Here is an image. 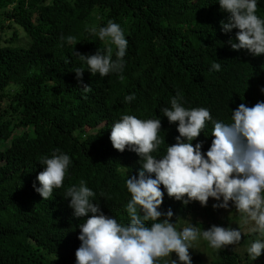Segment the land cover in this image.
Returning <instances> with one entry per match:
<instances>
[{"label":"trees","instance_id":"obj_1","mask_svg":"<svg viewBox=\"0 0 264 264\" xmlns=\"http://www.w3.org/2000/svg\"><path fill=\"white\" fill-rule=\"evenodd\" d=\"M257 15L264 18V5ZM227 17L218 0H0V264H75L79 227L86 218L74 216L64 193L81 180L102 201L108 216L129 222L126 205L131 194L113 185L112 167L98 156L112 146L111 127L123 115L142 119L139 113L154 114L159 99L158 108L178 93L184 107L204 104L213 118L223 119L240 103L264 101V54L231 49L228 41L238 42L237 29L222 31L220 22ZM109 21L120 24L128 41L124 69L93 76L76 51L91 55L116 48L89 31ZM70 36L76 45L67 42ZM214 62L221 65L219 71L212 70ZM77 68L85 69L83 83ZM84 84L91 91L85 92ZM132 94L135 99L126 102ZM169 133L161 135L163 149L172 144ZM126 149L130 167L140 169L144 160ZM56 150L72 163L64 187L43 199L35 190L45 167L39 161ZM90 157L97 172L78 168L90 164ZM161 189L160 211L187 212L197 226L196 215L205 227L231 221L232 228L242 232L239 246L229 245L215 256H200L205 249L194 243L189 249L192 264H264V254L252 260L247 252L258 237L243 233L253 225L213 207L222 197H210L206 206L199 201L184 204L169 197L163 185ZM173 259L178 260L176 254Z\"/></svg>","mask_w":264,"mask_h":264},{"label":"clouds","instance_id":"obj_2","mask_svg":"<svg viewBox=\"0 0 264 264\" xmlns=\"http://www.w3.org/2000/svg\"><path fill=\"white\" fill-rule=\"evenodd\" d=\"M218 4L228 13L227 22H220L222 31L237 29L235 40L238 42H232V38L228 41L231 49H244L253 56L264 54V18L257 15V9L264 4L260 0H218ZM89 31L116 47L91 55L76 51L87 63L90 73L101 77L112 72L122 73L128 41L120 24L109 21L98 31L96 28ZM67 42L76 45L78 41L70 36ZM220 68L219 63L212 64V70ZM84 70H75L81 83ZM119 78L124 80L123 75ZM82 88L85 92L91 91L89 84ZM210 93L211 88L204 91L203 96L209 97ZM172 97L158 108L159 99L154 114L139 113L143 120L123 115L111 127L112 146L98 151L101 163L112 167L113 185L131 194L126 205L128 223L108 216L102 209V201L94 197L96 194L85 181L81 180L79 186L67 187L64 196L70 197L69 206L74 216L86 218L79 227L81 244L75 251V264H161V261L192 264L189 249L200 238L216 251L243 241L241 230L232 228L231 221L206 229L203 219L196 216L194 220L200 222V226L191 220L176 227L171 219L173 211L170 208L167 212L159 210L164 199L161 185L169 197L184 204L199 201L206 206L210 197L216 201L222 197L221 203L213 204L214 208H225L231 215L242 218L244 224L253 225L243 233V236L255 234L258 237L247 248L250 258L256 260L264 254V101L252 106L240 103L223 119L213 118L207 105L186 108L180 103L179 93ZM134 99L135 94L125 97L126 102ZM166 133L172 144L163 149L161 135ZM126 148L144 160L140 169L130 167ZM88 161L91 163L78 168L97 172L91 157ZM39 162L45 167L37 175L40 187L35 190L43 199H49L53 189L64 187L72 161L67 154L56 150L51 158L42 157ZM99 167L102 168L101 164ZM124 196L126 204L128 197ZM236 249L242 253L241 249ZM175 254L178 260L173 259Z\"/></svg>","mask_w":264,"mask_h":264},{"label":"rangeland","instance_id":"obj_3","mask_svg":"<svg viewBox=\"0 0 264 264\" xmlns=\"http://www.w3.org/2000/svg\"><path fill=\"white\" fill-rule=\"evenodd\" d=\"M196 216H198V215H196ZM200 217H201V216H198L197 218H200ZM172 219H173V222H174L177 226H179V225H183V224L188 223L189 221L192 220L188 214H185L184 216H181V217H175V216H174ZM213 224H215V223H210V224H208V227H206V229H208L209 227H211ZM215 225H216V224H215ZM218 226H220V225H218ZM200 231L202 232V231H204V230H203V229H200ZM198 243H199V244H198ZM198 243L196 242L197 249H205V251L202 252V253L200 254V256H203V257H206V256H207V257H209L210 255H213V256L216 255V250L213 249V248H211V247L209 246V244H208L207 241H204L202 238H200V239L198 240ZM190 253H191V251H190Z\"/></svg>","mask_w":264,"mask_h":264}]
</instances>
